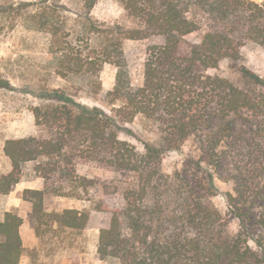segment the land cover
Returning a JSON list of instances; mask_svg holds the SVG:
<instances>
[{"label": "trees", "instance_id": "1", "mask_svg": "<svg viewBox=\"0 0 264 264\" xmlns=\"http://www.w3.org/2000/svg\"><path fill=\"white\" fill-rule=\"evenodd\" d=\"M115 1L123 11L120 22L92 17L96 0H79L76 11L56 0H38L39 7L26 16L49 36L51 72L78 83L73 92L66 83L34 89L38 101L32 114L41 131L4 141L10 168L0 174V194L7 195L29 170L45 184L22 192L36 221L82 231L98 212L97 252L121 264H264V74L242 64L240 51L247 41L264 50V1ZM125 39L150 40L137 82L125 58ZM223 59L237 63L243 86L208 73ZM105 64L116 68L114 84L104 94L108 111L77 97L100 91ZM231 115L251 125L249 140L233 143L239 151L234 192L224 193L228 215L238 221L234 232L228 230V216L186 178L161 170L163 155L197 134L207 161L217 166L226 156L223 139L233 134ZM137 116L155 131L142 151L119 137ZM80 162L105 164L133 179L100 183L77 172ZM68 185L78 197L100 185L104 193H115L117 202L99 199L92 209L45 211V193L68 195ZM212 188L209 183L210 193ZM21 224L12 211L0 219V264L19 263Z\"/></svg>", "mask_w": 264, "mask_h": 264}, {"label": "rangeland", "instance_id": "2", "mask_svg": "<svg viewBox=\"0 0 264 264\" xmlns=\"http://www.w3.org/2000/svg\"><path fill=\"white\" fill-rule=\"evenodd\" d=\"M38 0H0V174L10 168L9 159L4 155L3 144L8 138L29 134H38L40 126L34 122L32 106L38 101L36 87L49 88L63 86L66 83L70 91H74L77 81L65 82L51 72L48 62L47 47L49 36L46 32L36 30L27 15L39 7ZM65 4L72 11L80 7L79 0H56ZM263 2L264 0H255ZM27 2L26 5H19ZM90 15L106 23L122 21V8L115 0H96L90 9ZM190 38L195 39V35ZM158 41V39H155ZM150 40L123 41V50L134 82L141 77V65L145 48ZM241 63L256 72L264 74V50L257 44L247 41L240 48ZM116 68L105 64L99 74L100 91L94 96L80 92L78 99L84 103L104 105V94L114 84ZM208 73L228 78L238 86L243 81L237 71V63L223 59ZM233 134L223 139L226 156L215 166L208 162L204 152L202 134L192 135L176 150L163 155L161 170L172 174L178 173L190 183L198 194L206 195L208 202L229 218V231L238 229V221L228 215L226 191L234 192L232 177L235 174L234 162L239 151L233 143H246L251 136V125L241 115L228 118ZM217 123V122H216ZM214 123V124H216ZM210 128L209 126L206 129ZM155 131L152 123L141 116L134 118L132 123L124 125L119 132L121 139L133 144L137 150H143V142L153 139ZM79 174L87 175L100 183L117 182L126 184L132 181L129 172H116L105 164L80 162L76 165ZM209 183L212 184L210 193ZM42 178L30 177L27 170L24 178L16 183L7 195L0 194V219L5 211L17 213L22 218L20 235L22 255L18 264H121L116 258L102 257L97 252L99 214L95 212L85 230L57 228L51 222L36 221L31 203L22 199L25 188L43 189ZM68 195L46 192L43 198L45 211L59 212L64 208L92 209L94 203L105 200L110 204L117 202L115 193L109 189L104 193L99 185L90 188L87 193H80L68 185ZM38 226L40 235L36 234Z\"/></svg>", "mask_w": 264, "mask_h": 264}, {"label": "crops", "instance_id": "3", "mask_svg": "<svg viewBox=\"0 0 264 264\" xmlns=\"http://www.w3.org/2000/svg\"><path fill=\"white\" fill-rule=\"evenodd\" d=\"M21 227V226H20ZM21 236V235H20Z\"/></svg>", "mask_w": 264, "mask_h": 264}]
</instances>
